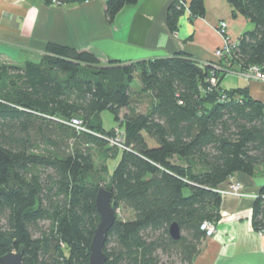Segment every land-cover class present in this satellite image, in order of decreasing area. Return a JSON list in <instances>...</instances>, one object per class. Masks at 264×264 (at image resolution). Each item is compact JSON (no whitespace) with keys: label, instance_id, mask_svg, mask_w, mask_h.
Here are the masks:
<instances>
[{"label":"trees","instance_id":"obj_1","mask_svg":"<svg viewBox=\"0 0 264 264\" xmlns=\"http://www.w3.org/2000/svg\"><path fill=\"white\" fill-rule=\"evenodd\" d=\"M138 2L108 0V21ZM179 2L168 7L173 32L186 12ZM228 2L255 28L225 67L264 70V0ZM188 7L192 18L206 13L205 0ZM46 46L35 62L10 64L0 55V255L23 247L24 264H89L104 187L117 210L131 211L109 230L105 264H195L207 239L201 224L221 218L217 189L236 172L264 169V103L248 87H223L225 70L212 84V66L185 52L104 65L92 50ZM136 75L140 90L132 87ZM105 110L116 121L109 129ZM116 128L124 147L109 142ZM108 159L117 161L113 171ZM260 191L252 224L264 232V186ZM175 221L182 230L176 240L169 232Z\"/></svg>","mask_w":264,"mask_h":264},{"label":"crops","instance_id":"obj_2","mask_svg":"<svg viewBox=\"0 0 264 264\" xmlns=\"http://www.w3.org/2000/svg\"><path fill=\"white\" fill-rule=\"evenodd\" d=\"M107 1L0 0L1 57L10 64L40 61L48 43H60L92 50L104 65L113 59L135 62L178 52L191 54L199 63H212L215 49L223 43L216 28L222 19L236 40L255 28L249 18L233 13L228 0H205L206 13L197 18L186 10L179 17L177 32L169 29L167 19L174 0H139L123 7L113 22L107 18ZM236 82L232 88L248 87L252 97L264 103V80L238 75ZM232 181H241L249 195L223 196L216 233L204 241L195 264H264V232L252 224L254 201L264 186V169L253 175L236 172L220 187L227 188Z\"/></svg>","mask_w":264,"mask_h":264},{"label":"built area","instance_id":"obj_3","mask_svg":"<svg viewBox=\"0 0 264 264\" xmlns=\"http://www.w3.org/2000/svg\"><path fill=\"white\" fill-rule=\"evenodd\" d=\"M180 4L186 7V10L190 11V7H188V3H186L183 0H179ZM53 4H59L57 0H52ZM227 21L222 19L217 25V31L221 38H223V43L222 46L216 48L215 50V57L216 61H212V63H205V64H210L212 66L211 69V77H210V82L212 84H217L218 82V71H227V73H233V74H238L244 78H259L261 80H264V70L259 65H254L250 66L249 68L245 69V71H239V70H230L229 68L225 67V63H230V60L228 57H230L235 50V48L238 45L239 40H236L232 38L228 32L227 27ZM73 126H75L78 130H85V127L83 126V122L80 120L73 118L69 122ZM116 135L114 137L109 138V142L116 146L124 147V131H122L119 128H116ZM217 192L221 193L222 196H229L233 195L236 197H242V196H248L249 194L244 191V187L240 181H232L228 188H221L219 187L217 189ZM258 196V195H257ZM264 196V195H263ZM202 230L206 232V237L209 238L210 236H213L216 233V226L215 223L210 222V221H205L201 224L200 226Z\"/></svg>","mask_w":264,"mask_h":264},{"label":"water","instance_id":"obj_4","mask_svg":"<svg viewBox=\"0 0 264 264\" xmlns=\"http://www.w3.org/2000/svg\"><path fill=\"white\" fill-rule=\"evenodd\" d=\"M96 209L100 214V222L95 230L91 241L89 264H105L107 254L104 247L109 236V230L116 222L118 210L113 205L112 192L107 188L100 187L96 196ZM170 236L179 239L182 230L177 221L169 225ZM24 248L11 250L0 255V264H24Z\"/></svg>","mask_w":264,"mask_h":264},{"label":"rangeland","instance_id":"obj_5","mask_svg":"<svg viewBox=\"0 0 264 264\" xmlns=\"http://www.w3.org/2000/svg\"><path fill=\"white\" fill-rule=\"evenodd\" d=\"M227 24H228V22H227ZM228 27V26H227ZM216 51V50H215ZM235 70V69H234ZM236 76H238V75H236V74H233V73H228L227 74V76L225 77V79H224V83H223V85L225 86V87H230V88H232V87H234L235 85H236ZM132 87L134 88V90H140V88H141V84H140V80H139V76L138 75H136V77H135V80L133 81V83H132ZM147 100H145L144 101V103H139V104H137V107L136 108H139V110L140 111H145L147 108ZM136 106V105H135ZM129 109H125V110H123L122 111V113H121V115H124L125 113H126V111H128ZM102 119H103V121H104V126L106 127V128H111V127H113V126H115L116 125V121L115 120H113V115L111 114V112L110 111H108V110H105L104 112H103V114H102ZM111 153V152H110ZM96 163H97V165L100 167V166H102L101 165V163H104L103 162V160H102V158L100 157V156H97V159H96ZM116 163H117V161H114L113 159H108V164L110 165V169H111V171H113V169L115 168V166H116ZM241 182V181H240ZM243 185V184H242ZM228 188V187H227ZM185 192L186 193H188V190L187 189H185ZM223 197V196H222ZM117 215L120 217H123V218H130L131 217V211L129 212V211H127L126 209H124L122 206L121 207H119L118 208V212H117ZM168 257L167 256H165V260L167 259Z\"/></svg>","mask_w":264,"mask_h":264}]
</instances>
